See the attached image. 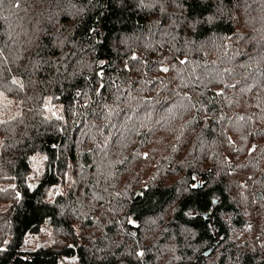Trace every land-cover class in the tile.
I'll list each match as a JSON object with an SVG mask.
<instances>
[{
	"label": "trees",
	"instance_id": "1",
	"mask_svg": "<svg viewBox=\"0 0 264 264\" xmlns=\"http://www.w3.org/2000/svg\"><path fill=\"white\" fill-rule=\"evenodd\" d=\"M258 72L264 0H2L0 264H264Z\"/></svg>",
	"mask_w": 264,
	"mask_h": 264
},
{
	"label": "rangeland",
	"instance_id": "2",
	"mask_svg": "<svg viewBox=\"0 0 264 264\" xmlns=\"http://www.w3.org/2000/svg\"><path fill=\"white\" fill-rule=\"evenodd\" d=\"M263 77H264V75L261 73V72H258V73H256V80L258 81V82H260L259 80H263ZM69 260H71L72 261V264H77L76 263V261L73 259V258H71V259H69ZM115 264H128V263H126V262H117V263H115Z\"/></svg>",
	"mask_w": 264,
	"mask_h": 264
},
{
	"label": "water",
	"instance_id": "3",
	"mask_svg": "<svg viewBox=\"0 0 264 264\" xmlns=\"http://www.w3.org/2000/svg\"><path fill=\"white\" fill-rule=\"evenodd\" d=\"M207 252H208V250L204 251V253H207Z\"/></svg>",
	"mask_w": 264,
	"mask_h": 264
},
{
	"label": "snow or ice",
	"instance_id": "4",
	"mask_svg": "<svg viewBox=\"0 0 264 264\" xmlns=\"http://www.w3.org/2000/svg\"><path fill=\"white\" fill-rule=\"evenodd\" d=\"M0 2H2V0H0ZM167 69H165V71H166Z\"/></svg>",
	"mask_w": 264,
	"mask_h": 264
}]
</instances>
